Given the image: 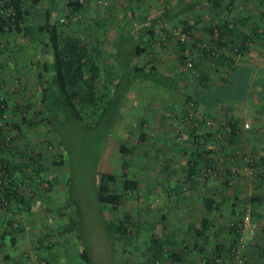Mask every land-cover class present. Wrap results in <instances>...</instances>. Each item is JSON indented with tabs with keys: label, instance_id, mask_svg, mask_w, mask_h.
Segmentation results:
<instances>
[{
	"label": "rangeland",
	"instance_id": "rangeland-1",
	"mask_svg": "<svg viewBox=\"0 0 264 264\" xmlns=\"http://www.w3.org/2000/svg\"><path fill=\"white\" fill-rule=\"evenodd\" d=\"M39 4L37 11L29 5V21L43 20L46 4L43 0ZM54 8L51 9L55 11ZM56 10L53 15L58 17L62 12ZM68 16L59 19L68 24ZM86 22H79L77 26L71 22L67 27L74 29L71 33L75 35L84 30L85 34H90ZM176 28L181 26L171 29L174 37ZM6 39L13 44L36 41L21 31L14 37L6 36ZM184 48L170 52V66L156 68L170 76V86L166 81L161 84L143 78L131 81L125 88V82L119 81L115 91L111 85L106 97L122 92L119 112L112 109L111 104L102 113L100 108L85 117L83 122L89 126L59 117L54 123L57 132L48 130L37 115L31 118V127L22 124L18 133L13 132L18 134L16 140L13 138L15 147L0 150V160L8 158L19 166L21 162L28 167L26 175L21 167L11 174V179H16L17 195L23 196L24 200L12 196L0 203V232L10 229L0 238V262L3 254L8 253L13 260L10 264L19 260L20 264H75L73 257L85 248L90 260L84 264H157L146 248L149 228L162 240L167 238L170 228L173 230L178 220H183L175 235L186 241L187 230L191 233V228L186 229L184 219L187 214L195 219L202 214L203 197L211 195L216 200L221 197L224 176L228 179L224 185L233 188L240 184L237 176L240 169L246 174L247 186L255 180L249 175L250 166L252 172L255 173L256 168L253 166L258 165L264 173V119L258 115L263 111L264 117V49L252 53L248 66L232 64L219 69V72H226L228 78L232 79V73H236L241 75L243 82L246 81L247 89L241 104L230 108L215 102L210 111L201 112L192 99L189 101L187 96L178 94L181 88L173 89L179 87L176 77L185 74L193 77L199 87L209 84L202 79L201 70L196 71L198 67L206 71L209 67L194 64L195 53L189 48L186 49L192 63L187 66ZM154 53L159 60L165 54L163 51ZM33 54L39 61L47 57L45 52L39 56ZM181 55L184 62L175 58ZM145 60L150 63V59ZM35 69L30 71L31 76ZM209 71L215 79V70ZM11 72L10 81L3 82L0 89V98L5 96L8 101L4 116L0 114L4 138L15 128L11 121L18 118V114L27 116L41 105L36 77L33 76L30 82L31 76L27 72L28 75ZM17 103L23 109L27 106L26 110L14 108ZM230 121L232 128L228 124ZM213 135L221 137L220 140L216 141ZM229 135L234 138L233 143L229 141ZM119 144L125 145L129 152L121 153ZM9 150H13V154ZM35 152L41 154V165L36 169L32 158ZM53 158L62 163H52ZM190 158L198 166L188 177L186 163ZM259 158L261 164L257 163ZM123 159L126 160L124 167L121 166ZM237 162L240 165H236ZM103 171L125 172L124 178L136 181V188L124 194L117 206L105 207L96 199L97 174ZM116 188H121L120 182ZM122 212L128 213L130 218L129 236L111 237L103 226V218L113 219ZM245 213L248 214L244 212L243 215ZM164 246L171 247L170 244ZM163 257L161 264H170L166 255ZM7 262L5 260V264Z\"/></svg>",
	"mask_w": 264,
	"mask_h": 264
},
{
	"label": "crops",
	"instance_id": "crops-1",
	"mask_svg": "<svg viewBox=\"0 0 264 264\" xmlns=\"http://www.w3.org/2000/svg\"><path fill=\"white\" fill-rule=\"evenodd\" d=\"M43 1L46 9L52 14L57 12L56 9L62 12L58 17L69 14L68 24L72 22L77 26V23L87 21L86 30L91 31L87 36L91 37L93 50L99 53L98 60L103 61L106 66L118 65L119 60L126 57L129 58L130 65L148 63L145 59H150L148 64H154L156 68L161 65L170 66L172 59L170 52L179 50L180 46L189 48V51L195 53L194 64L197 62L196 64L209 67L207 71L203 67L204 70L201 67L196 69V71L201 70L202 79L209 84L207 87H199L193 77L185 74L176 77L179 87L173 89L181 88L178 94L194 99L201 112L210 111L215 102L237 108L245 98L246 81L243 82L241 75L236 73H232V79L228 78L227 73L222 70L219 72V69L232 64L248 66L250 65L248 61L252 60V53L264 49V0H221V5L213 10L208 0H76L78 5L75 9L63 4L65 0ZM50 6L55 7V11ZM39 8V3L33 6L34 11ZM224 21H228L239 36H228L229 31L225 27L222 31L224 37H221V40L217 39L218 27H215V24ZM174 26H187L193 37L192 42L179 44L171 33ZM7 35L11 36V32ZM242 35L245 37L242 38ZM216 41H221L222 45L215 46ZM239 45L243 53L234 54L233 50L239 48ZM1 48L4 53L0 51V78H3V81L0 79V89L3 82L5 84L10 81L11 71L16 72L15 74L23 73L31 76L30 71L36 68L32 74L36 77L42 60H36L33 53L38 55L45 52L49 60L48 51L42 50L43 48L35 41L18 44L1 41ZM136 48H141L140 53L130 56L129 52H133ZM209 48L221 50V62L216 58L209 60L206 57L214 55L213 52L210 55L203 54V50L207 52ZM11 51H14V54L10 56ZM22 51L23 55H21ZM161 51L165 54L159 60L154 56V52ZM247 55L249 57H246ZM175 58L179 60L177 56ZM209 70H215V79ZM33 76L30 77V82ZM262 113L263 111H260L258 115L264 119ZM238 164L239 162L236 163ZM238 175L240 179L238 184H240L237 187L234 185L233 188L229 186L227 188L225 183L221 184V197L218 200L214 198L221 203L212 208H207L203 204L202 214L196 219L187 214L184 219L186 229L191 228V223L199 221L200 218L207 217L210 222L207 228L201 227L197 233L193 229L191 233L187 230L185 240L188 242V247L182 249L180 256H175V259L166 256L165 259L169 260L170 264H227L228 244L232 242L239 246L244 264H264V173H259L254 183L248 186L245 180L246 174L244 175L241 169ZM242 182L245 184H241ZM244 212H248L249 220L254 224V232L251 235L240 229ZM179 222L183 220H178L173 230L170 228L167 238H164L172 242L169 244L175 249L179 247L180 239L175 235ZM163 258L160 253V257H155V262L161 264L164 262ZM5 260H8L7 264L11 263L12 258L8 253L3 254L0 264H5ZM205 260L208 262L206 263ZM20 263L19 260L15 264Z\"/></svg>",
	"mask_w": 264,
	"mask_h": 264
},
{
	"label": "trees",
	"instance_id": "trees-1",
	"mask_svg": "<svg viewBox=\"0 0 264 264\" xmlns=\"http://www.w3.org/2000/svg\"><path fill=\"white\" fill-rule=\"evenodd\" d=\"M40 1L41 0H0V42L5 41L6 43V36H8L7 33L11 32V36L14 37L15 33L21 31L26 36H30V38L35 39V42L43 48L42 50L48 51L49 54V60H42L41 66L35 78L36 87L39 89L41 95L40 108L33 110L29 115L27 114V116L18 114L20 116L11 121L12 127H15L14 131L11 130L9 136L6 138H4L2 134V125H0V150L4 151L8 149V147L10 148V146H13L14 148L15 144H13V142L16 140L15 137L18 135L15 133L19 132L22 128V124H26L25 126L31 127V118L37 115H40L39 119L45 122L48 130L51 132H54L55 130L57 132L54 123L59 117H64L65 119H70L74 122H83L86 119V116H90L93 112L99 110L100 108L102 113L110 104L113 106L112 109L119 112L121 105L119 102L122 92L118 95H115L114 92L112 97H106L108 90H111L112 88V91L116 90V87L120 83L119 81L122 82L121 84L125 82L123 84V86L125 85L123 88L137 78L148 79L161 84L166 81L168 86L171 85L169 75L157 71L155 65H149L146 62L130 65L129 58L127 59L126 57L125 59L121 58L118 65H112L114 68H109L103 61L100 62L98 60L99 53L93 50V46L91 45L87 34L81 33L79 35H75L71 33L74 32V29L68 28V24L60 21L59 17H54L52 12L46 8L44 11L45 16L42 21H29V5H37ZM208 1L210 2L212 8H217L221 5V0ZM65 4L67 7L75 9L78 2L76 0H68ZM183 27L181 28H183V30L185 29L189 33L187 26ZM215 27H218L216 34L217 39L221 40V37H224L222 31H224L225 27L228 28V36H239L236 30H233V27L228 21H224L221 24H215ZM241 37L244 38L245 35H242ZM220 45H222L221 41H216L215 46L219 47ZM180 47L182 49V46ZM238 47L239 48L233 50L234 54L243 53L240 51L241 45ZM2 48L0 51L4 53ZM140 49L136 48L133 52H129V55L133 56V54L140 53ZM211 52L215 54L210 55ZM10 53L11 52H9V55L11 56ZM206 53L221 62V50H219V48H217V50L209 48L207 49V52L204 49L203 54ZM178 57L179 62H184L185 58L183 60L182 55ZM111 70L114 72L112 73ZM115 77L117 79H113ZM111 85L114 87L111 88ZM200 85V87L203 85V87H206L205 84ZM5 99V96L3 99L0 98V113H4L6 111L5 109L8 101ZM190 99L191 98L188 96L187 100L190 101ZM14 108H18L19 111H22L26 110L25 108H27V106L23 109L20 108V105L18 107L17 103ZM228 124L231 128L233 127L232 121ZM84 125L89 126L88 123H84ZM142 135L143 134L141 133V137ZM56 136L57 140L58 138L60 139L58 134H56ZM13 138L15 139L13 140ZM220 138L221 137H218V135L214 136L216 141H219ZM228 139L233 143L234 138H231V135H229ZM118 149L121 153L129 152V149L123 144H119ZM12 151L13 150H9L8 152L13 154ZM195 151L197 154L199 153L196 148ZM20 154H23V152H20ZM40 157L41 154L38 152H35L32 157L35 161V169L39 168L41 165ZM125 162L126 160L123 159L121 164L122 167L125 166ZM260 162L261 159L259 158L257 163L261 164ZM52 163L58 164L62 163V161L55 160L53 158ZM205 164H208V162ZM20 165L21 166L9 161L8 158H2L0 160V195H2L6 201L12 196L17 200H24L23 196L17 195L15 190L16 179H11V174L20 167L22 169L21 171L25 173L24 175H26V169L28 166L21 162ZM197 166L198 163L196 161L191 160V158L190 160H187L186 175L189 177V175L195 171ZM253 167L256 168L252 177L257 178L259 173L263 171L259 170L258 165ZM208 168L210 167L208 166ZM124 175L125 172L117 174L114 172L104 171L97 174L96 199L99 203L105 207L117 206L121 203V198L124 194L136 188V181L134 179L124 178ZM222 181L226 184L228 179L224 178ZM118 182H120L121 185L120 189L116 188ZM219 203L220 202L215 201L211 195L203 197V204H205L207 208L215 207L214 205H218ZM208 222L210 221L207 217L200 218L199 221H193L191 223V229L195 230L197 233L201 227H206ZM129 223L130 218L126 212L120 213V215H117L113 219L107 217L103 218V226L105 230L111 237L113 236L116 238H127L129 236L127 228ZM204 229L202 231H204ZM9 230L10 229L7 228L2 230L0 232V238L2 239L4 233ZM147 234L148 241L146 242V248L151 251L150 254L152 255V258L160 257L161 253V256L166 255L167 258L175 259V256H180L183 251L182 249L188 247V242L182 241V239L179 240V247L177 249L171 247L166 248L164 245L169 243L172 244V242H169L168 239H159L158 236L152 232V228L148 229ZM1 239L0 245L2 244ZM234 245L236 244L233 242L228 244L229 261L227 264H231L233 261L231 248L234 247ZM73 259H76V261L72 260V263L84 264L89 262L90 257L86 249L82 248V250L76 254ZM205 261L206 263L208 262V260Z\"/></svg>",
	"mask_w": 264,
	"mask_h": 264
},
{
	"label": "built area",
	"instance_id": "built-area-1",
	"mask_svg": "<svg viewBox=\"0 0 264 264\" xmlns=\"http://www.w3.org/2000/svg\"><path fill=\"white\" fill-rule=\"evenodd\" d=\"M174 35L181 44H185V42L192 41L191 34L181 28H176L174 30ZM183 53H184V58H185V64L187 66H190L192 62L190 58L188 57V51L186 47L183 49ZM0 114L4 116L3 113H0ZM252 171H253L252 167L250 166L249 167V173H251L249 174L250 176H252V173L254 174V172ZM2 202H5V201H4L3 196L0 195V203ZM240 229L244 232L248 231L250 235L253 233L254 224L250 222L249 215L247 213H245L242 217ZM231 253H232V260H233L231 264H244V258L242 257L241 252L239 251V246L237 245V243L236 245H234V247L231 248Z\"/></svg>",
	"mask_w": 264,
	"mask_h": 264
}]
</instances>
